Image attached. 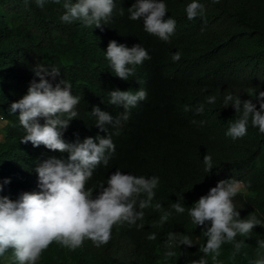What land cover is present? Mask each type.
<instances>
[{"label":"trees","instance_id":"16d2710c","mask_svg":"<svg viewBox=\"0 0 264 264\" xmlns=\"http://www.w3.org/2000/svg\"><path fill=\"white\" fill-rule=\"evenodd\" d=\"M114 2L113 17L101 30L84 27L79 21L62 23V3L47 0L41 9L35 0L28 7L23 0H0V196L15 201L23 192L40 191L36 167L49 157L68 156L43 145L21 143L25 132L19 112L9 111L11 103L26 94L30 82L38 81L33 72L36 64L58 67L61 75L57 81L68 80L73 95L81 98L78 116L64 132L66 142L106 136L95 127L92 107L115 117L123 109L109 104L107 92L117 88L137 91L141 82L149 79L142 88L147 98L130 110L119 135L106 126L115 152L107 166H97L86 184L95 192L116 169L124 174L158 176L155 199L137 222L143 227L116 225L110 242L100 248L86 240L82 248L69 251L53 242L38 264H189L203 255L199 248L206 238L201 226L192 223L187 207L218 181L233 177L244 183V190L234 198L240 217L254 212L262 224L254 227L250 237H236L244 240L245 246L235 258L233 246L223 244L218 260L221 264H250L256 258L257 241L264 240V134L249 124L247 135L233 141L225 132L228 122L237 118L234 108L224 101L208 104L206 98L214 95L217 100L222 86L226 96L242 100L264 91V0H199L206 15L193 20H188L185 12L191 0H165L166 15L176 20L168 42L145 32L142 20L129 19L127 9L135 0ZM112 40L129 48L141 44L151 57L136 66V75L127 81L114 75L106 59ZM174 52L181 54L178 62L172 60ZM193 75L202 80L193 83ZM185 105L190 109L203 105L204 111L193 116L184 110ZM207 153L213 163L209 173L203 163ZM181 196L186 211L178 214L170 205ZM157 202L162 204L161 210H156ZM169 210L172 216L161 222L163 212ZM170 232L190 236L194 246L181 245L174 249L176 256L166 260L163 241ZM153 233L156 239L149 240ZM208 261L212 264L211 257ZM0 264H16L11 250L0 257Z\"/></svg>","mask_w":264,"mask_h":264},{"label":"clouds","instance_id":"9594fccd","mask_svg":"<svg viewBox=\"0 0 264 264\" xmlns=\"http://www.w3.org/2000/svg\"><path fill=\"white\" fill-rule=\"evenodd\" d=\"M46 2L35 0L41 9ZM51 2L62 3V23L79 21L84 27L101 30L111 21L116 8L114 0ZM212 2L219 3V0ZM23 3L28 7L31 0H23ZM119 11L120 15L124 14L123 8ZM127 11L130 20H142L144 31L158 37L160 42H168L175 32L176 20L166 15L165 0H135ZM185 12L188 20L203 18L206 7L199 0H191ZM105 56L114 75L124 81L136 75V66L151 59L141 44L129 48L115 40L109 41ZM180 58L179 52L172 54L174 62ZM33 72L38 81L33 79L26 94L11 103L9 109L12 114L19 112V124L25 132L20 142L31 143L33 147L43 145L50 151L67 153L68 156L67 159L49 157L36 167L40 191L23 192L15 201L0 196V257L11 250L16 264H38L42 253L53 242L69 251L82 248L86 240L100 248L110 242L112 229L116 225L126 223L129 227L142 228L143 225L137 222L143 219L144 210L152 205L155 189L160 183L158 176L124 174L116 169L107 178L106 184H98L95 192L86 188L97 166L101 163L107 166L115 152L112 134L106 126L116 129L114 134L119 135L118 129L122 121L129 120L130 110L147 98V92L142 88L147 87L149 79L141 82L137 91L117 88L107 92L109 104L123 109L115 117L98 106L92 107L90 113L95 117V127L105 132L106 136L86 137L82 142L79 138L75 142H66L63 139L64 132L78 116L77 106L81 98L73 95L68 80L61 78L57 81L61 75L58 67L36 64ZM201 80L202 77L193 75V83ZM206 100L213 105L224 101L234 108L237 118L228 122L225 132L233 141L247 135L249 124L264 134V91H258L254 98L242 100L241 97L226 96L222 86L217 100L214 95L208 96ZM184 110L197 116L203 113L204 106L190 109L185 105ZM192 122L196 123L195 120ZM75 135L78 137V134ZM203 163L209 173L213 169L212 156L205 154ZM2 189L3 185L0 184V191ZM243 190L244 183L234 177L220 180L206 195L187 207L192 223L201 226L202 235L206 238V243L199 248L203 255L191 259L189 264H209L208 257H211L212 264H221L218 257L223 244L233 246L232 257L235 258L245 246L244 240L238 241L236 237H250L254 227L262 224L254 212L246 218L240 217L234 198ZM181 200L183 196L177 197V202L170 205L175 213L183 214L186 211ZM155 208L161 210L163 206L157 202ZM171 210L163 212L161 222H166L172 216ZM148 239L155 240L156 234L149 235ZM181 245L194 246L190 236L179 232L168 233L167 239L163 241L164 258L175 257L174 249H180ZM257 247L256 258L250 264H264V240H258Z\"/></svg>","mask_w":264,"mask_h":264},{"label":"rangeland","instance_id":"374dc122","mask_svg":"<svg viewBox=\"0 0 264 264\" xmlns=\"http://www.w3.org/2000/svg\"><path fill=\"white\" fill-rule=\"evenodd\" d=\"M3 122H0V128L2 127ZM2 136L0 135V140H1Z\"/></svg>","mask_w":264,"mask_h":264}]
</instances>
